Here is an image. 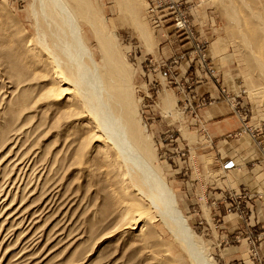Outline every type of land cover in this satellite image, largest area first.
<instances>
[{
    "label": "rangeland",
    "instance_id": "1",
    "mask_svg": "<svg viewBox=\"0 0 264 264\" xmlns=\"http://www.w3.org/2000/svg\"><path fill=\"white\" fill-rule=\"evenodd\" d=\"M1 1L36 38L34 0ZM89 2L93 13L78 18L87 47L101 73L114 71L91 17L112 42L155 165L212 261L264 264V0ZM13 33L0 32V264H192L153 210L142 223L150 244L136 241L140 228L124 231L131 197H114L122 192L92 149V129L76 128L75 105L46 97L50 79L27 69L32 57ZM217 106L242 119L229 143L201 117ZM238 140L239 156L238 144L225 148ZM249 142L262 154L251 162Z\"/></svg>",
    "mask_w": 264,
    "mask_h": 264
},
{
    "label": "bare ground",
    "instance_id": "2",
    "mask_svg": "<svg viewBox=\"0 0 264 264\" xmlns=\"http://www.w3.org/2000/svg\"><path fill=\"white\" fill-rule=\"evenodd\" d=\"M89 3V0H34L32 12L38 32L34 38L18 18L7 12L6 2L1 1L0 32L15 29L12 40L24 43L32 57L27 69L41 71L50 79L51 89L46 97L71 107L75 105L76 109L70 110L69 115L76 121V128L92 129V149H99V157L111 170L115 187L122 192L121 196L113 191L114 197H131L123 204L124 227L122 221L120 226L124 231L140 228V235L134 236L136 241L149 243L146 235L150 232L152 236L153 229L149 230L147 224L142 223L153 210L192 264H215L179 209L174 191L155 165V150L144 134L128 85L118 83L121 67L115 62L112 42L104 37L91 17L88 21L96 30L104 61L114 69L111 75L109 71H99L87 47L78 18L93 13ZM86 59L93 68L87 65ZM82 119L85 120L80 121ZM141 200L147 202L148 208L138 206Z\"/></svg>",
    "mask_w": 264,
    "mask_h": 264
},
{
    "label": "crops",
    "instance_id": "3",
    "mask_svg": "<svg viewBox=\"0 0 264 264\" xmlns=\"http://www.w3.org/2000/svg\"><path fill=\"white\" fill-rule=\"evenodd\" d=\"M238 93L241 92L242 87H245L246 85V82L245 80L242 78V77H239L238 78ZM216 90L215 91H212L209 93V98H213L215 95L217 96L216 94ZM246 103V99L245 98H242V101H241V104H240V109H243L244 105ZM201 117L202 119L204 120V124L206 123V128L208 129L209 131V134L211 136H213L215 139H224V142H228L227 137H229L231 134L233 133H236V132H239L243 126H242V119L239 115H234L231 111H230V108L229 107H211L209 109H206V110H203L201 112ZM242 127V128H241ZM263 137L259 138V140L263 141L264 143V133L261 134ZM233 145H230V147L228 145H226L227 147L226 150H230L233 148V146H237L238 144V156L241 155V148L239 146V140L236 141V142H233L232 143ZM249 146H250V149L249 151L247 152V154H250V156L248 157L247 155H242L240 156L244 161H246L247 159H249L251 162L252 160L255 161L257 160L258 158L262 157V154L259 155L257 157V151H259V149L256 147V144L255 142H249L247 143ZM231 148V149H230ZM231 155V153H230ZM247 156V159H244V157ZM256 158L254 159L253 158ZM238 159V160H241ZM253 158V159H252ZM242 163V162H241ZM239 167V165H238ZM260 182V181H258ZM259 187V186H258ZM258 187L254 188V189H249L251 192H254ZM258 191V189L256 190ZM255 191V192H256ZM252 210H254V208H256L257 206H259L258 203H252ZM256 206V207H255Z\"/></svg>",
    "mask_w": 264,
    "mask_h": 264
}]
</instances>
